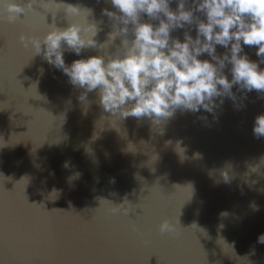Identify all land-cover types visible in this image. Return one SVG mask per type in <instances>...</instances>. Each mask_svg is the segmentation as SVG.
<instances>
[{"label":"water","instance_id":"95a60500","mask_svg":"<svg viewBox=\"0 0 264 264\" xmlns=\"http://www.w3.org/2000/svg\"><path fill=\"white\" fill-rule=\"evenodd\" d=\"M65 4L94 11L87 18L66 15ZM103 7L110 5L36 0L14 23L2 13L0 264H264V244L257 243L264 233L258 190L264 167L249 168L264 155V137L252 133L264 113L261 94L248 93L239 109L226 98L218 120L177 112L161 132L147 119L111 116L95 91L85 112L77 98L82 90L19 40L42 37L54 25L102 19V42L112 30ZM245 50L258 59L254 46ZM77 58L65 52L67 63ZM226 162L230 183L219 175ZM245 178L258 183L250 188ZM164 219L176 230L161 233Z\"/></svg>","mask_w":264,"mask_h":264},{"label":"clouds","instance_id":"9594fccd","mask_svg":"<svg viewBox=\"0 0 264 264\" xmlns=\"http://www.w3.org/2000/svg\"><path fill=\"white\" fill-rule=\"evenodd\" d=\"M35 2L0 0V19L5 18L2 13L6 12L7 21L14 23L21 13L27 15ZM104 3L110 7L101 8V16L108 17L112 30L102 42L97 39L103 31L102 19L86 24L69 23L64 28L54 25L42 37L24 34L19 37L25 47L34 49L33 57L42 55L74 88L82 90L77 98L85 112L91 103L88 93L95 91L97 102L111 116L121 120L130 116L138 121L147 119L153 130L163 131L177 112L200 113L197 119L202 121L208 120L207 113L218 120L226 98L236 109L243 107L242 101L254 90L261 94L258 99H264V0H104ZM65 5L66 15L87 18L94 11ZM117 38L119 44L115 43ZM245 46H254L258 59H253ZM112 47L114 51H109ZM88 48L97 49V54L82 56ZM66 51L78 58L67 63ZM252 133L257 139L264 137V113L255 117ZM64 167H69L67 161ZM261 167L264 155L256 164L249 165L251 172H259ZM231 169V163L227 162L220 169L224 183L233 179ZM79 175L76 172L68 179ZM244 182L250 188L258 183L246 178ZM250 206L259 210L255 202ZM175 230L169 219L159 224L161 233ZM257 243L264 244V233L258 235Z\"/></svg>","mask_w":264,"mask_h":264}]
</instances>
